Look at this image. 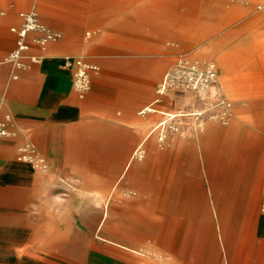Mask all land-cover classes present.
Listing matches in <instances>:
<instances>
[{
    "label": "crops",
    "instance_id": "crops-1",
    "mask_svg": "<svg viewBox=\"0 0 264 264\" xmlns=\"http://www.w3.org/2000/svg\"><path fill=\"white\" fill-rule=\"evenodd\" d=\"M193 1L194 6H198L214 3L215 0ZM219 1L225 3L230 1L236 4L246 2L249 10L255 8L260 10L256 17L260 27L252 33L255 32L254 36L257 39L255 48L263 54L264 0ZM53 2L50 1L47 5L37 2L38 4L35 3L34 6L42 11L40 21L61 32L62 38L41 47L36 42L40 33L32 32L28 37L30 49L24 56L26 66L17 69L9 62H3L0 65V117L3 118L7 114L12 116V122L9 125L10 134L5 137L0 136V264H82L86 261L83 256L57 257L54 255L55 238L60 236L55 234V225L44 222V216L52 214L47 211L44 204L46 200L54 196L49 187L52 188L55 183L66 180L76 183L81 180L85 181L79 175L78 168L108 166L104 165L103 161H108L110 158L105 157L103 153L112 151L110 146H112L113 138H118L124 131L127 133L128 141L126 150H129V145L133 150L126 163V168L130 169L136 155L156 147L159 132L166 130L170 120L186 115L185 110L181 109L164 111L165 117L158 120L134 148L135 127L147 125L138 116L132 115L133 102L130 104L127 100L122 108L118 106V100L125 91L126 98L135 91L134 70L128 65L106 63L99 57L102 53L92 52L93 48L87 47L86 44L92 33H94V39H98L106 31V28L102 26L103 19L110 17L109 14L113 8L122 11L149 7L150 0H114V2L110 0H63L61 2L62 11L57 7L60 5ZM181 2L182 0H177L175 6H179ZM0 8L6 11V16L0 21V27H8L14 43L8 55L15 49L17 43V35L11 31V28L22 25L21 13L25 10L18 11L14 19H9V8L3 5H0ZM86 8H92L89 14L73 15L70 13V9L81 11ZM229 12L233 16H240L241 13L232 10ZM88 24L93 30L87 31L85 36ZM203 29L202 31H205ZM220 30L226 31L227 29L225 27L215 28L216 32ZM173 44H178L184 49L193 45L192 42L188 43L180 37H175ZM4 45L5 41L0 38V52L4 51ZM204 45V42L199 43V47H202L200 52L213 56V49L217 45L212 42L207 46ZM243 48L239 46V50H244ZM251 48L252 46L248 50ZM86 50L88 51L85 52ZM243 55L244 52L240 51L234 60L240 63L245 62L243 64H245L246 71L247 67L256 68L257 64L261 63L264 65V59L259 63L254 57L245 59ZM77 56H84L88 63L98 67V71H92L91 89L83 98L78 95L74 87L76 64L73 59ZM34 58L36 60H33ZM228 60H231L228 53L216 56L214 59L217 65L216 83L221 81L225 87H228L224 76ZM115 69L125 73L123 76L126 81L120 84L106 77H100L103 70L112 72ZM251 74L252 80L245 82L244 89L235 94L233 92L232 100H228L233 115L228 127H223L208 119L205 123L200 122L202 131L199 130L197 123L193 124L191 130L187 132L177 128L174 136H171L168 130L166 131L165 148L172 155L179 147L198 152V146L201 150L204 146L207 152L214 157L215 145L219 141L222 142L221 154L218 153L221 159V165L218 166L217 171L218 177L212 181L209 180V183L223 184L224 191H231L232 186L236 188L240 184L245 185L249 182L260 184L255 188L257 197L252 210L249 211V221H244L245 223L238 221L237 229L233 230V234L232 232L229 234L232 231L228 230L230 222L228 223V220L224 218L221 222L224 231L222 245L218 242L216 245L208 243L201 261L194 251V264H264V211L262 210L264 197L261 199L264 191L261 186L264 185V175L263 179L259 178V158L261 152H264V143L261 141L264 140V107L262 101L259 100L262 84L256 74L253 72ZM248 75L249 73L242 74L244 77ZM168 76L165 73L161 83ZM215 88L217 89L216 85ZM216 89L212 91L215 92ZM206 93L200 94L199 101L195 94L187 95V103L194 105V110L189 114L194 117L206 114V111H202V107L208 108V105L205 106L208 100ZM157 102L158 98L152 100L140 110V114L160 111L157 108ZM197 102L203 105L199 106ZM244 110L253 114L250 124L255 129V134L250 140H247L250 131L249 134L246 131L245 137L248 138L245 141L242 134ZM29 144L34 148L35 161L19 159L20 149ZM40 159L44 160V167L36 163ZM32 163L39 168H48L49 174H41ZM172 171L173 169L170 171L164 167L158 168L157 182L160 185L157 191L160 195L169 193L167 179ZM205 191V188L194 186L192 192L196 194ZM214 193L215 187L210 186L211 196ZM95 194V207L91 208L90 212L107 217L109 205L105 201V196L101 190L96 191ZM221 194L223 192L216 199L217 207H214L210 201L207 208L197 211L194 216L204 214L207 216H247L249 204L246 198H242V193L238 196L230 194L231 199L226 196L228 194H223L224 200L228 198L230 204L220 209ZM58 195L63 196L62 193ZM163 224L158 242L174 250H185L187 238L191 234L189 223L186 220L168 216ZM78 246L86 247V240L79 241Z\"/></svg>",
    "mask_w": 264,
    "mask_h": 264
},
{
    "label": "rangeland",
    "instance_id": "rangeland-1",
    "mask_svg": "<svg viewBox=\"0 0 264 264\" xmlns=\"http://www.w3.org/2000/svg\"><path fill=\"white\" fill-rule=\"evenodd\" d=\"M36 1L46 5L50 4V1H55L60 5L57 6L58 9L63 10L61 7L63 0H2L0 5L9 8V19H14L15 13L20 10L34 11L41 18V9L34 7L35 3L38 4ZM110 1L114 2V0ZM150 2L149 7L122 11L113 8L109 14L110 17L103 19L105 23L103 22L102 26L106 28V31L98 39H94V33H92L86 44L87 47L93 48L92 52L102 53L99 57L106 63L128 65L134 70V93H128L126 98L125 91L118 100L119 108H122L127 100L130 104L133 102L132 115L138 116L147 125L135 127L134 148L143 135L158 120L165 117L164 111L181 109L185 110L186 115L170 120L166 130L159 132L156 147L136 155L130 169L126 168V163L133 150L130 145L129 150H126L128 141L127 133L124 131L118 138H113L112 146H110L112 151L103 153L105 157L110 158L108 161H103V164L108 166L78 168L79 175L85 181L76 183L66 180L55 183L52 188L49 187L54 196L46 200L44 204L47 211L52 214L44 216V222L55 225V234L60 236L55 238L54 255L57 257L83 256L86 261L82 264H194V251L201 261L208 243L216 245L218 242L222 245L224 231L221 222L224 218L228 220V223L230 222L228 230L232 231L229 234L231 232L233 234V230L237 229L238 221L248 222L250 219L249 211L252 210L257 197L255 188L260 184L249 182L245 185L240 184L236 188L232 186L231 191H224L223 184L209 183V180L212 181L218 177V166L221 165V159L218 157L222 149L221 141L214 147L216 150L214 157L204 146L202 150L198 146V152L179 147L172 155L165 148V143L167 130L171 136H174L177 128L187 132L191 130L193 124L197 123L199 130L202 131L200 122L205 123L208 119L228 127L233 116L228 100H232L233 92L235 94L243 90L245 82L252 80V72L257 75L262 84L259 100L264 107V65L260 62L264 59V53L261 54L257 51L258 48H255L257 39L254 36L255 32L252 33L260 27L256 18L260 10L257 8L249 10L246 2L236 4L219 0L198 6H194L193 0H182L179 6H175L177 0H150ZM235 5L237 7H232ZM91 10L92 8L81 11L70 9V13L82 15V13L89 14ZM229 10L241 12L240 16L230 15ZM216 27H225L227 30L216 32ZM91 28L88 24L85 36L87 31L93 30ZM202 28L205 31H202ZM175 37L184 38L188 43L192 42V47L184 49L178 44L174 45ZM0 38L5 41L4 51L0 52V57L4 59L14 46L8 27H0ZM201 42H204V46L211 42L217 45L213 49V56L200 52L202 47H199V43ZM239 46L244 47V50H239ZM250 46L252 48L248 50ZM240 51L244 52L245 59L254 57L261 64H257L256 68L249 65L250 68L247 67L246 71L243 64L245 62L240 63L234 60ZM225 53H228L231 60L226 62L224 76L228 87L232 89L223 86L221 81L216 83L215 79L207 78L209 73L213 75L216 73L215 57ZM78 57L86 61L84 56L76 58ZM194 64L203 71V76H199L196 70L190 67ZM116 69L112 72L103 70L100 77H106L121 84L126 81L123 76L125 73ZM165 73L169 75L167 88L160 93V84ZM247 73H249L248 76H242ZM211 83L217 86L215 92L206 86ZM203 90H207L208 100L205 106L208 105V108L202 107V111H206L204 116L194 117L189 114L194 110V105L187 103L186 97L189 94H195L199 101ZM157 98L156 105L160 111L140 114L143 107ZM197 103L199 106L203 105ZM244 112L242 134L245 141L248 138L245 137L246 131L247 133L250 131L247 139L250 140L255 134V129L250 124L253 114L247 110ZM162 138L164 140H161ZM261 141L264 143V140ZM259 160V178L263 179L264 152H261ZM160 167L170 171L173 169L172 173L168 174L167 187L169 186L170 189L166 195H160L157 191L160 185L157 182ZM36 169L41 174H49L48 168L36 167ZM194 186L205 188L206 191L193 194ZM210 186L215 187V193L212 196ZM261 186L264 188V185ZM98 190H101L109 205L107 217L90 212V209L95 207L94 197ZM59 192L63 196L58 195ZM221 192L228 194L226 196L229 199H231L230 194L238 196L242 193V198H246L249 204L247 216H207L206 214L194 216L197 211L207 208L210 201L214 207H217L216 199ZM223 194L220 195L222 197L220 209L230 204L228 198L224 200ZM262 197H264V191L261 199ZM168 216L186 220L191 226L187 248L183 251L174 250L158 242L161 228ZM69 240L71 242H68ZM82 240H86V247L78 246L79 241Z\"/></svg>",
    "mask_w": 264,
    "mask_h": 264
},
{
    "label": "built area",
    "instance_id": "built-area-1",
    "mask_svg": "<svg viewBox=\"0 0 264 264\" xmlns=\"http://www.w3.org/2000/svg\"><path fill=\"white\" fill-rule=\"evenodd\" d=\"M6 16V11L0 8V21ZM22 25L20 27H12L11 31L17 35L16 47L4 59H0V65L3 62L11 63L15 68H23L26 66L24 62L25 53L30 49L28 37L32 32H39L40 35L36 38L37 44L45 47L49 42L58 41L62 38V33L50 28L40 21L39 14L34 11H25L21 13ZM33 60H36L35 58ZM73 62L76 64L74 73V87L80 97H85L91 89L92 85V71H98V67L91 65L83 58H74ZM190 67L203 76L202 70L198 69L197 65H190ZM208 74V73H207ZM16 78L17 75L15 74ZM202 78V77H201ZM207 78L213 79V73H209ZM205 79V78H204ZM12 122L10 114L0 117V136L5 137L10 134L9 125ZM19 159L21 160H36L33 146L26 145L20 149ZM36 163L44 167V160L40 159ZM262 210L264 211V200L262 203Z\"/></svg>",
    "mask_w": 264,
    "mask_h": 264
},
{
    "label": "bare ground",
    "instance_id": "bare-ground-1",
    "mask_svg": "<svg viewBox=\"0 0 264 264\" xmlns=\"http://www.w3.org/2000/svg\"><path fill=\"white\" fill-rule=\"evenodd\" d=\"M35 7V6H34ZM35 9H36V7H35ZM217 70H216V73L213 75V80L215 79H217ZM216 77V78H215ZM216 82V81H215ZM167 83H168V77H167V79L163 82V83H161L160 84V89H159V91L160 92H164L165 91V89L167 88ZM215 85L216 84H213V83H211V84H208V85H206L207 86V88L209 89H211V90H215L216 88H215ZM207 92V90H203V91H201V93L200 94H204V93H206ZM196 110V109H195ZM167 113V112H166ZM161 127V126H160Z\"/></svg>",
    "mask_w": 264,
    "mask_h": 264
}]
</instances>
